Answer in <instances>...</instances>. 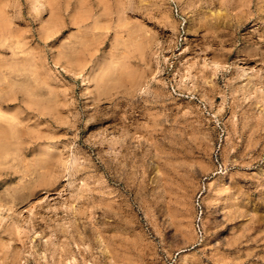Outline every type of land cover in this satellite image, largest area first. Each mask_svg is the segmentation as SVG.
<instances>
[{"label": "rangeland", "instance_id": "374dc122", "mask_svg": "<svg viewBox=\"0 0 264 264\" xmlns=\"http://www.w3.org/2000/svg\"><path fill=\"white\" fill-rule=\"evenodd\" d=\"M0 264H264V0H0Z\"/></svg>", "mask_w": 264, "mask_h": 264}, {"label": "bare ground", "instance_id": "6f19581e", "mask_svg": "<svg viewBox=\"0 0 264 264\" xmlns=\"http://www.w3.org/2000/svg\"><path fill=\"white\" fill-rule=\"evenodd\" d=\"M218 63V61L215 63V64H217ZM219 64V63H218ZM216 66V65H215ZM218 67H220V66H218ZM222 68H224V67H221V70H222ZM218 69V68H217ZM2 149V148H1Z\"/></svg>", "mask_w": 264, "mask_h": 264}]
</instances>
